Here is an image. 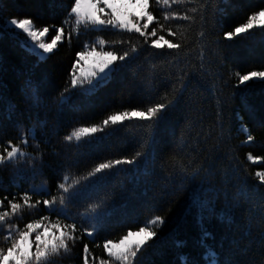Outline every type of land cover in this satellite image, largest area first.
Listing matches in <instances>:
<instances>
[{
  "label": "trees",
  "instance_id": "1",
  "mask_svg": "<svg viewBox=\"0 0 264 264\" xmlns=\"http://www.w3.org/2000/svg\"><path fill=\"white\" fill-rule=\"evenodd\" d=\"M73 2L0 0V151L11 141L41 161L35 173L26 165L0 166V211H10L7 200L13 197L23 204L25 192L31 203L50 198L29 191L36 186L59 197L57 186L69 176L72 183L82 182L80 195L66 205L77 220L78 238L70 243V252L52 258L51 264H83L84 245L89 264H99L109 259L106 240L116 242L156 215L164 223L133 264H180L181 255L187 257L186 264H208L206 251H214L219 264H264V184L256 176L264 171V80L239 84L240 75L264 71V28L233 39L224 35L264 9V0H169L168 5L150 0L156 19L149 31L155 27L158 36L182 43L179 50L153 49L138 33L77 28L67 19ZM165 13L191 19L166 21ZM24 17H31L37 27L63 26L66 37L57 50L39 58L23 47L26 37L8 21ZM168 28L177 35L169 37ZM97 39L107 41L105 50L127 51L129 56L117 62L103 86L73 88L70 72L77 53ZM61 93L67 97L63 104ZM173 99L174 107L155 130L148 162L116 166L86 186L84 177L99 163L146 151L140 144L149 123L134 118L79 142L65 137L82 126H102L116 111L144 110ZM249 134L254 139L246 142ZM21 136H26V145ZM181 168L189 176L183 182ZM194 172L198 175L193 180ZM97 200L104 202L103 215L90 238L83 228L91 230V222L81 227V219ZM203 201L209 202L207 208ZM48 215L41 203L24 207L10 222L23 229ZM70 222L61 218V223ZM0 224L7 230L6 223ZM205 231L211 235L201 244ZM177 241L183 246L177 247ZM0 246H5L2 236Z\"/></svg>",
  "mask_w": 264,
  "mask_h": 264
},
{
  "label": "snow or ice",
  "instance_id": "2",
  "mask_svg": "<svg viewBox=\"0 0 264 264\" xmlns=\"http://www.w3.org/2000/svg\"><path fill=\"white\" fill-rule=\"evenodd\" d=\"M175 2L179 3L180 0H175ZM157 3H159V0H157ZM163 3L168 5L169 0H163ZM149 8L150 0H74L70 6V12L67 14V19L73 20L77 28L80 26H86L90 29L110 27L120 32L138 33L140 37L144 38L145 44H149L150 41L149 46L153 49H181L183 47L182 43L166 39L165 35L158 36L155 27L149 31L150 25L156 19ZM164 19L166 21L172 19L190 20L191 17L188 15L177 17L173 13H165ZM8 26L14 30H19L26 37L23 47L30 48L33 52H39L42 57L57 50L59 44L66 37V30L63 26L46 25L37 27L31 17L11 18L8 21ZM258 26L264 28V9L253 12L247 17L245 23L235 27L234 31H229L224 35L227 39H233L235 36L247 33ZM160 27L163 29L164 25ZM53 31L55 35H50ZM167 34L169 37L177 35L171 28L167 29ZM67 35L70 38L72 33L68 32ZM152 37L156 38L150 39ZM106 45L107 41L105 39H97L92 44H85L83 50L77 53L70 72V84L73 88L84 84H88L91 87L103 86L115 71L114 66L117 62H123L129 56V52L127 51L118 54L116 50H105ZM97 47H99V51H97ZM254 78L264 80V71H252L248 74L240 75L239 84H246ZM27 84L31 86V81H28ZM182 87L183 85H181ZM173 89L179 91L175 85H173ZM33 99H38L35 91H33ZM66 100L67 97H65L64 93H61L60 103L63 104ZM174 105L175 99L168 103L156 102L144 110L116 111L102 121V126H82L67 135L65 137L66 141L75 140L79 142L82 138L102 132L110 126L121 125L125 121H131L134 118L149 123V129L146 130V136L142 138L140 144V147L146 149V151H136L132 158L99 163L92 172L84 177L85 180H88V185L86 186H90L96 182L91 178L97 177L98 174H105L106 170L113 169L116 166L136 165L138 162L147 163L149 157L152 155L151 147L154 143L155 130ZM241 130L246 133L248 132V129L243 126ZM253 139L254 137L249 134L247 135L246 142H250ZM21 141L26 145V136H21ZM249 159H252V157L249 156ZM40 162L37 157L23 152L20 146L14 145L11 141L5 142L3 150L0 151V166H3L5 163L26 165L35 173L37 164ZM178 174L181 176L182 182L189 179L186 170L183 168L179 170ZM196 175L198 173L194 172L191 179L194 180ZM256 176L259 178L260 183L264 184V171H258ZM100 178H103V175ZM81 183L80 179H76L75 183H72L71 178L65 176L63 182H60L57 186L60 193L59 197L52 196L46 187H33L29 190L30 192L50 197L42 201L37 200L35 203H31L29 192H25L23 195V204L14 202L16 197H13L12 200H7V197H5L10 211H0V222L7 224V230L4 229L3 224H0V236H2L5 244V246H0V264H51L52 258L70 252V243L74 244L78 238L76 235L78 228L77 220L68 213L66 205L80 195L82 189L79 186ZM41 203L50 215L42 216L27 223L23 229L10 222V217L18 215L24 207L33 209ZM198 203L200 202L198 201ZM208 204V201H203L202 207L207 208ZM103 205V200H97L96 203L89 207L81 219V227H83L84 223L91 222V230L83 228L90 238L94 236L96 231L95 226L98 225L103 215ZM2 206L3 202L0 201V207ZM208 210L211 211L212 209L208 208ZM51 214H55L57 219H51ZM61 218L71 220V222L61 223ZM141 223L142 226L138 225L135 231L128 229L118 242H113L111 239L106 240L103 248L109 259H101L99 264H110V260L118 262V264H133L138 253L157 237V230L163 225L164 218L156 215ZM210 235L206 231L203 232L201 244ZM176 246H183V242L177 241ZM83 252V264H89V248L87 245H84ZM212 256V264H219L217 254L214 251L212 252ZM204 258L205 260L208 259L207 251L204 254ZM179 260L180 264H186L187 257L181 255ZM226 264H228L227 261Z\"/></svg>",
  "mask_w": 264,
  "mask_h": 264
},
{
  "label": "rangeland",
  "instance_id": "3",
  "mask_svg": "<svg viewBox=\"0 0 264 264\" xmlns=\"http://www.w3.org/2000/svg\"><path fill=\"white\" fill-rule=\"evenodd\" d=\"M9 21H10V19H9ZM30 49V48H29ZM97 51H99L98 49H97ZM36 54H37V56L39 57V58H42V56L40 55V53L39 52H35ZM46 55V54H45ZM44 55V56H45ZM89 88H91V86H89V85H87ZM116 242H118V241H116ZM209 254V256H210V259H209V261H208V264H212V261H213V258H212V252H209L208 253Z\"/></svg>",
  "mask_w": 264,
  "mask_h": 264
}]
</instances>
